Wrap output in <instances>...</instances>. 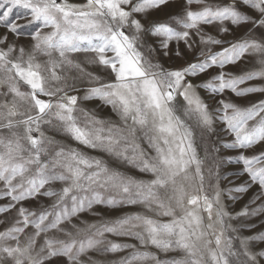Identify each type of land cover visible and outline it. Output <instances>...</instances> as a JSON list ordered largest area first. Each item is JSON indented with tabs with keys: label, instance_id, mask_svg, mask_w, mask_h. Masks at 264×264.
Here are the masks:
<instances>
[{
	"label": "snow or ice",
	"instance_id": "6c2138e0",
	"mask_svg": "<svg viewBox=\"0 0 264 264\" xmlns=\"http://www.w3.org/2000/svg\"><path fill=\"white\" fill-rule=\"evenodd\" d=\"M0 27V264H264V226L240 235L264 219V99L226 98L264 95V0H0ZM90 100L116 120L80 106ZM217 121L232 138L201 157L197 135ZM228 164L240 182L224 189ZM253 189L227 210L225 193ZM126 206L144 211H98Z\"/></svg>",
	"mask_w": 264,
	"mask_h": 264
},
{
	"label": "rangeland",
	"instance_id": "374dc122",
	"mask_svg": "<svg viewBox=\"0 0 264 264\" xmlns=\"http://www.w3.org/2000/svg\"><path fill=\"white\" fill-rule=\"evenodd\" d=\"M71 2L82 3L83 0H71ZM176 10L177 9L172 8L169 11L174 12ZM153 18L163 19L164 14L154 12L149 17V19H153ZM25 22L26 21L24 19L19 21V23H22V24ZM4 33H5V29L3 27H0V35H3ZM8 35H9L10 41L16 39L15 37L12 36V34L9 33ZM257 35H259V33H257ZM16 43L18 45H24L27 48L30 46L31 40L28 37L21 36L18 40H16ZM40 59H44V58L41 57ZM77 59L84 61V55L83 54L79 55L77 57ZM190 59H192L191 54L186 56L184 59H178V58L169 59L168 57H161L160 62L162 64H164L166 67H168V66H179V65L183 64L185 62V60H190ZM254 66H255L254 62H251V58H249V62H241L238 66L233 67L231 70L235 71V72H239L243 69H249V68H252ZM85 67L89 71L94 72L97 75H99L104 80H111L112 79L111 74L100 66L85 64ZM193 82L199 83V81H197V80H194ZM253 83H256L259 86H264V82H261V81H254ZM87 86L88 85L85 81H81L78 84V87H80L81 89H83ZM70 94L83 95V91H80L79 93H70ZM200 94L205 99V101L210 104V108L212 110H215L217 107V101L219 100L220 97L212 98L203 89L200 90ZM226 98L232 99L242 106H247L249 103L256 102L258 99H264V95L256 93V94H249L247 97H244V98H236V97L232 96L231 94H229ZM0 99H3V98L0 97ZM80 106L89 110L90 112H95L97 115H99L103 118L111 119L113 121L116 120V116L114 113H112L111 108L109 106L103 105L99 100L83 101L80 103ZM215 129H216V132L214 135H206L203 140H201L199 138V134L197 135L198 153L201 157H203L205 155V151L208 148H210L211 146L214 145L216 147H219L221 143L231 140L232 137L230 135H227L223 131V125L219 121H217V123L215 125ZM49 134H51V133H49ZM56 139L59 140L61 143L66 144L70 147L79 148L80 150L87 152L89 155L101 156L105 160L108 159V157L105 154L100 153L98 151L85 149L83 146L77 144L75 141L71 140L70 138H67L64 136H57ZM229 154H231V153H223V152L221 153V155L224 157V159H227ZM238 167H239V165H236V164H228V165L224 166L223 168H221V170H220L221 177H226V178L221 179L220 184H221L222 188L227 189L229 187H233L234 185L230 184L229 183L230 181H234L235 183L240 182L234 175H232V173ZM120 170L126 171V172L128 171L127 168H121ZM130 174L136 175V177L138 179H149V178H151L150 176L145 175V174H141L135 170H133ZM253 191H255V189H253L247 195H245L243 197V199L236 200V201H232L229 198L228 194L225 193V195L222 197V199H223V201L227 207V210L230 212H233V213H235L236 211H239L242 208V206L251 197ZM3 203H5V201L0 200V204H3ZM98 211H100L102 214H105L107 216V218H115L116 216L122 215L124 213H131V212H137V211L143 212L144 210L140 206H126L123 209L119 210L118 212H113V211L109 210L107 213H104L103 208H98ZM147 214L151 215V213H147ZM0 218H2V217H0ZM85 218L90 220V221L94 220V219H98V217H93L91 215H87ZM252 219L257 224V228L256 229H245L242 233H240V235H249V234L259 230L262 226H264V219H262V218H252ZM233 223H236V222L234 221ZM3 227H4V225H0V230H2ZM114 239H121L122 240V238H114ZM129 242L135 243V241H129ZM152 250L155 251V249H152ZM120 255H124V253H120Z\"/></svg>",
	"mask_w": 264,
	"mask_h": 264
}]
</instances>
